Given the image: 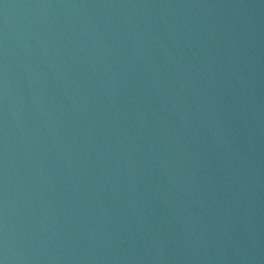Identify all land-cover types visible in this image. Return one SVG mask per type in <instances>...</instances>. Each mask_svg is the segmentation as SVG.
<instances>
[{"label":"water","instance_id":"1","mask_svg":"<svg viewBox=\"0 0 264 264\" xmlns=\"http://www.w3.org/2000/svg\"><path fill=\"white\" fill-rule=\"evenodd\" d=\"M0 264H264V0H0Z\"/></svg>","mask_w":264,"mask_h":264}]
</instances>
